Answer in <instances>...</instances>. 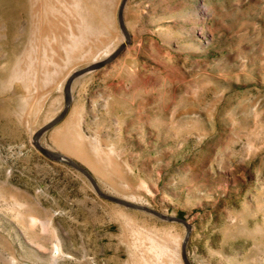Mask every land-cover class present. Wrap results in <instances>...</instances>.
I'll return each instance as SVG.
<instances>
[{"label":"rangeland","instance_id":"obj_1","mask_svg":"<svg viewBox=\"0 0 264 264\" xmlns=\"http://www.w3.org/2000/svg\"><path fill=\"white\" fill-rule=\"evenodd\" d=\"M121 1L0 0V264H184L183 223L34 144L67 78L125 41ZM123 16L130 42L73 80L40 143L186 219L193 264H264V0H126Z\"/></svg>","mask_w":264,"mask_h":264},{"label":"water","instance_id":"obj_2","mask_svg":"<svg viewBox=\"0 0 264 264\" xmlns=\"http://www.w3.org/2000/svg\"><path fill=\"white\" fill-rule=\"evenodd\" d=\"M126 0H122L119 6V10H118V18H119V22H120V26L125 34V41L113 52L111 53L107 58L94 62L90 65H87L83 68H80L76 71H74L66 80L65 86H64V91H65V106L62 109V111L56 116L54 117L52 120H50L48 123H46L45 125H43L42 127H40L34 134V144L36 145V147L46 156L57 159V160H64L66 162H68L69 164L73 165L74 167L78 168L80 171H82L92 182V184L94 185L96 191L98 192V194H100L101 196L115 201L117 203L129 206L131 208H135V209H140V210H144L150 213H153L155 215H157L158 217L168 220V221H175V222H180L183 223L186 227V234L184 236L182 245H181V256L183 259L184 264H193L190 259L187 256V252H186V248H187V243H188V239L190 236V232H191V224L184 218L179 217V216H173V215H166L158 210H155L153 208H150L148 206L142 205V204H138L129 200H126L124 198H120L114 195H110L107 194L105 192H103L101 190V188L99 187V185L97 184L96 180L94 179V177L92 176V174L84 167H82L81 165H79L78 163H76L74 160H72L70 157H68L67 155H64L60 152L57 151H53L50 149H47L46 147H44L41 143H40V137L41 135L48 130L49 128H51L52 126L56 125L60 120H62V118L66 115V113L68 112L70 106H71V102H72V92H71V87H72V82L73 80L81 75L84 72H87L89 70L95 69V68H99L102 67L103 65H105L106 63L110 62L114 57H116L121 50L126 46V44H128L130 42V34L128 32V30L126 29L125 26V22H124V16H123V11H124V6H125Z\"/></svg>","mask_w":264,"mask_h":264},{"label":"bare ground","instance_id":"obj_3","mask_svg":"<svg viewBox=\"0 0 264 264\" xmlns=\"http://www.w3.org/2000/svg\"><path fill=\"white\" fill-rule=\"evenodd\" d=\"M69 146V144H68ZM72 151L77 153V154H80L81 156L85 155V152L84 150L82 149V147L80 146L79 143L75 142L74 145L72 144ZM86 156V155H85ZM153 249V248H152ZM168 250V249H167ZM155 253L160 257H162V253L163 251H159V250H156L155 249ZM179 257V256H178ZM171 264H182L181 260L178 259L177 261H173L171 262Z\"/></svg>","mask_w":264,"mask_h":264}]
</instances>
